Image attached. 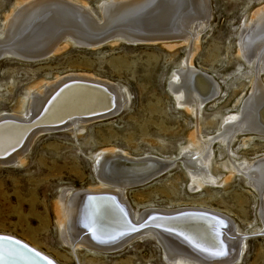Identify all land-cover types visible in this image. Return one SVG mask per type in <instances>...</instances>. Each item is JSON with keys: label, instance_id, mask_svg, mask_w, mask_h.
Returning <instances> with one entry per match:
<instances>
[{"label": "rangeland", "instance_id": "1", "mask_svg": "<svg viewBox=\"0 0 264 264\" xmlns=\"http://www.w3.org/2000/svg\"><path fill=\"white\" fill-rule=\"evenodd\" d=\"M31 1L0 0V34L18 5ZM63 1L86 5L100 19L99 7L108 0ZM205 1L211 17L199 28L193 46L175 42L168 49L161 44L119 41L88 49L70 44L41 62L0 60V116L25 117L35 96L33 87L70 75L108 82L121 100L113 116L83 127L42 133L29 145L23 162L0 165V236L35 247L54 264H168L159 241L149 233L111 252H72L61 240L54 211L61 191L78 194L100 188L94 155L117 149L135 158L176 159L167 172L127 189L125 202L134 218L149 210L215 211L229 219L239 237L232 249L235 255L245 238L239 262L232 264H264V227L259 216L264 198L240 175L216 187L191 191L193 185L179 161L196 132L206 138L217 136L224 119L242 110L255 84L264 86V65L259 64L255 50L257 46L264 50V16L259 12L264 0ZM188 58L196 70L212 77L220 91L197 114L178 106L169 90L173 74ZM252 134L238 136L227 149L219 142L212 145L213 176L226 181L230 159H264V136Z\"/></svg>", "mask_w": 264, "mask_h": 264}, {"label": "bare ground", "instance_id": "2", "mask_svg": "<svg viewBox=\"0 0 264 264\" xmlns=\"http://www.w3.org/2000/svg\"><path fill=\"white\" fill-rule=\"evenodd\" d=\"M41 10H47V13H41ZM99 11L100 19L88 6L63 0H33L26 5L20 4L7 18L0 34V60L10 57L28 63L41 62L61 53L70 44L95 49L120 41L129 45L161 44L171 49L175 46L172 43L180 42L189 47L197 42L199 28H204L211 17L205 0H108L99 7ZM259 12L261 17L264 16V8ZM255 50L259 64L264 65V50L258 46ZM76 83L102 89L109 95V103L114 108L94 117H74L62 127L34 130L20 149L0 160V165L23 162L29 145L42 133L83 127L113 116L121 107L120 96L110 83L93 76L70 75L33 87L31 90L35 96L28 103V114L25 117L3 115L0 122L26 123L47 112L44 122L54 123L77 112L104 108L107 99L95 88L75 86L61 92ZM261 84H255L242 110L224 119L217 136L201 137L198 131L192 136L190 146L181 151L179 161L184 164L190 186L193 185L191 191L216 187L225 184L234 175H240L260 199L264 198L263 158L254 162L230 159V177L226 181L218 180L210 172L214 143L219 142L227 149L238 136L247 133L264 136V86ZM169 90L178 106L193 114L217 98L220 92L212 77L196 70L189 58L173 74ZM25 132L26 128L19 125L0 126V154L17 146ZM94 159L100 188L79 191L78 194L64 189L54 207L61 240L72 252L81 249L111 252L149 233L159 241L168 264L239 262L245 238L238 243L239 250L235 255L232 249L239 237H235L229 219L215 211L202 208L149 210L138 218L133 217L125 202L127 189L141 186L138 185L140 182H150L167 172L176 159L155 156L135 158L117 149L102 150L94 155ZM151 213L161 215L151 222L154 228L148 226L151 225L149 223L145 229L116 243L129 233L127 220L134 223V219L138 224ZM259 214L264 227V205ZM9 237L0 236V264L55 263L35 247Z\"/></svg>", "mask_w": 264, "mask_h": 264}, {"label": "water", "instance_id": "3", "mask_svg": "<svg viewBox=\"0 0 264 264\" xmlns=\"http://www.w3.org/2000/svg\"><path fill=\"white\" fill-rule=\"evenodd\" d=\"M75 86H85V87H88V88H95L94 90L96 91V90H98V91H100L101 92V94L104 96V98H106L107 99V103H106V105L104 106V108H100L101 109V112H100V109L99 108H97V109H99V110H97V109H93V110H91V112H77V113H75V115L73 114V115H71V116H68V117H66V118H64V119H62V120H60V121H58V122H54V123H46V122H44V118L46 117V113L47 112H45L44 114H42L39 118H37L36 120H32V121H30V122H26V123H24V122H22V123H18V122H8V121H3V122H0V126H2V125H5V124H12V125H19V126H22V127H24V128H26V132H25V135H24V137L21 139V141H20V143L17 145V146H15L14 148H12V149H9V151L8 150H6L5 152H3V153H1L0 154V160L1 159H3V158H5V157H8L9 155H11L13 152H15L16 150H18L20 147H21V145H22V143L24 142V140H26V138L34 131V130H36V129H39V128H43V127H51V128H56V127H62V126H64V125H66L70 120H72L74 117H87V116H97V115H100V114H103V113H107V112H110L113 108H114V106H113V104H110L109 103V95L106 93V92H104L102 89H99V88H97V87H95V86H90V85H85V84H82V83H76V84H73V85H69V86H67L66 88H64L63 90H61V92H64L65 90H67V89H69V88H71V87H75ZM49 107H51V106H49ZM143 165H144V163H142ZM142 164H137V165H140V166H142ZM143 167V166H142ZM149 173H147V175H148ZM145 177V176H144ZM143 177V178H144ZM143 178L141 179V180H143ZM146 183H148V181H146V182H140L138 185H144V184H146ZM158 217H161V215H158V214H153V213H151V214H149V215H147V217L142 221V222H140V223H138V224H136L135 223V220L134 219H132V221H134V223H132L130 220H127V222H128V225H129V233L128 234H126L123 238H121L120 240H118L116 243L117 244H119L120 242H122L123 240H125V239H127L128 237H130V236H132V235H134V234H136V233H138L139 231H141V230H143V229H145L146 227H148V226H151V227H153V225L151 224V222H153L156 218H158ZM164 217V216H163ZM166 217V216H165ZM151 224V225H148L147 226V224ZM154 228V227H153ZM116 245V244H115Z\"/></svg>", "mask_w": 264, "mask_h": 264}]
</instances>
